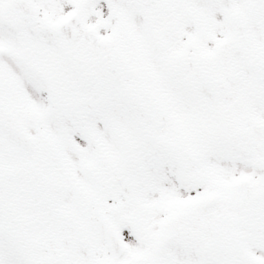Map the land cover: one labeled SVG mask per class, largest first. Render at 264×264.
Segmentation results:
<instances>
[{
  "label": "snow or ice",
  "instance_id": "1",
  "mask_svg": "<svg viewBox=\"0 0 264 264\" xmlns=\"http://www.w3.org/2000/svg\"><path fill=\"white\" fill-rule=\"evenodd\" d=\"M0 264H264V0H0Z\"/></svg>",
  "mask_w": 264,
  "mask_h": 264
}]
</instances>
